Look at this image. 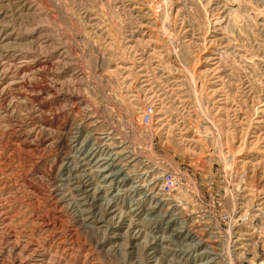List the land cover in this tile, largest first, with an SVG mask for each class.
Listing matches in <instances>:
<instances>
[{"label": "rangeland", "instance_id": "1", "mask_svg": "<svg viewBox=\"0 0 264 264\" xmlns=\"http://www.w3.org/2000/svg\"><path fill=\"white\" fill-rule=\"evenodd\" d=\"M0 264H264V0H0Z\"/></svg>", "mask_w": 264, "mask_h": 264}, {"label": "bare ground", "instance_id": "2", "mask_svg": "<svg viewBox=\"0 0 264 264\" xmlns=\"http://www.w3.org/2000/svg\"><path fill=\"white\" fill-rule=\"evenodd\" d=\"M153 114V113H152ZM149 120H151V119H149ZM112 153V152H111ZM112 155V154H111ZM107 158H108V156H107ZM105 162V161H104ZM105 169H108V168H104V169H101L100 171H105ZM99 171V170H98ZM148 172V171H147ZM102 173V172H101ZM118 174H120L119 172H113L112 174H110V176L111 177H114V176H117ZM172 174H174V172H171V171H167V170H162V171H159V174H158V179L160 180V183H161V187L159 188V190L162 192V191H164V192H166V193H158L160 196H168L170 193H172V191L174 190L173 188V185H171L170 186V184H169V186H168V184L166 183V181H165V177L166 176H168V180H172L171 178H172ZM155 180V179H154ZM159 182V181H158ZM170 183H172V181L170 182ZM110 184V183H109ZM173 184V183H172ZM159 185V184H158ZM156 187V186H155ZM154 190V189H153ZM174 192V191H173ZM147 196V195H146ZM170 196V195H169ZM168 198V197H167ZM166 199V198H165ZM185 205V204H184ZM154 208V207H153ZM3 217V216H2ZM182 228V227H181ZM188 229H190V228H188ZM177 232H182V229H180L179 231L178 230H176ZM179 249V248H178Z\"/></svg>", "mask_w": 264, "mask_h": 264}, {"label": "built area", "instance_id": "3", "mask_svg": "<svg viewBox=\"0 0 264 264\" xmlns=\"http://www.w3.org/2000/svg\"><path fill=\"white\" fill-rule=\"evenodd\" d=\"M151 113H152V107L150 105L146 106L144 109V116L146 117L147 120L151 118Z\"/></svg>", "mask_w": 264, "mask_h": 264}]
</instances>
